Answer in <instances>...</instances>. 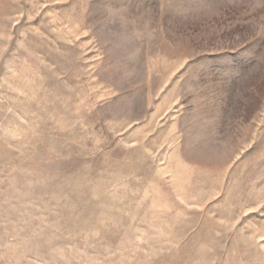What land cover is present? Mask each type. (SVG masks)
Returning a JSON list of instances; mask_svg holds the SVG:
<instances>
[{"label":"rangeland","instance_id":"rangeland-1","mask_svg":"<svg viewBox=\"0 0 264 264\" xmlns=\"http://www.w3.org/2000/svg\"><path fill=\"white\" fill-rule=\"evenodd\" d=\"M0 264H264V0H0Z\"/></svg>","mask_w":264,"mask_h":264}]
</instances>
